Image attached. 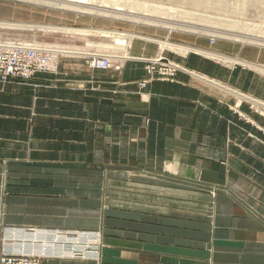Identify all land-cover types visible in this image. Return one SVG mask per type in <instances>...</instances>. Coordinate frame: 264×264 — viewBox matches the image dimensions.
Segmentation results:
<instances>
[{
	"label": "crops",
	"instance_id": "crops-1",
	"mask_svg": "<svg viewBox=\"0 0 264 264\" xmlns=\"http://www.w3.org/2000/svg\"><path fill=\"white\" fill-rule=\"evenodd\" d=\"M7 6L8 16L0 18L15 24L87 26L63 13L49 15L19 3ZM38 29L11 30L44 32ZM64 35L111 39L104 49L121 51L114 53L123 60L122 68L92 70L74 57L91 54L88 47L98 43L89 39L88 47L82 41H73L79 42L75 46L46 43L74 59L58 75L38 76L34 83L39 87L0 85V137L7 134L13 142L7 154L26 155L39 139L28 155L43 161L18 163L6 171L55 175L45 181H7L6 196L0 190V248L6 239L13 251L38 252L25 228L38 234L89 226L102 230L99 262L52 256L40 264H264V148L229 147L226 139L234 136L224 130L226 122L236 121L230 108L243 98L237 94L264 101V73L250 66L264 67V47L225 40L210 45L206 37L187 35L176 40L245 62L219 61L226 64L221 65L191 49L178 54L144 39L132 38L125 46L99 34ZM158 55L180 71L173 82L140 88L147 74L137 58ZM241 109L248 110L245 105ZM4 149L0 142V159ZM97 155L121 156V191L107 195L105 185L104 197V203L116 200L120 208L98 209L96 181L82 185L71 176L81 168L77 161L82 156ZM52 157L73 162L54 163ZM86 187L93 191H82ZM211 189L214 195L205 193Z\"/></svg>",
	"mask_w": 264,
	"mask_h": 264
},
{
	"label": "rangeland",
	"instance_id": "rangeland-1",
	"mask_svg": "<svg viewBox=\"0 0 264 264\" xmlns=\"http://www.w3.org/2000/svg\"><path fill=\"white\" fill-rule=\"evenodd\" d=\"M101 1V0H95ZM114 1V0H112ZM143 3V5L148 6L152 9L159 10L166 9L167 11L170 9L172 10L173 15H177L178 18L182 20H186L190 22V25H194L193 23L199 24L202 26L206 32H202L203 34L199 33H186V32H179V31H170L168 29H164L161 27L155 26H147L141 24H134L127 21H120V20H113L104 17H98L88 14H81L73 11H62L61 9L56 10L57 8L46 7V6H39V5H32L31 3H26L23 1L18 0H0V16H8V4L10 3H19L21 5L33 7L40 12H46L49 15L54 14H66L68 19L74 20H82L83 22L87 23V26H77L72 25L73 27H82V28H105V26H117L119 29H113L121 32H128V33H137L143 36H151V37H158L162 38L170 42L181 44L180 42L176 41L181 38L182 35L187 36H196V37H206L208 38L209 44L213 45L217 40H225L224 38H218L215 32L229 30V32H233L240 35H255L260 36L264 39V0H139ZM144 1V2H143ZM148 4H147V3ZM153 3V4H152ZM2 4V5H1ZM4 5V6H3ZM163 5V6H162ZM155 6V7H154ZM161 6V7H160ZM165 6V7H164ZM157 8V9H156ZM179 8V9H178ZM169 10V11H170ZM76 18V19H75ZM11 21L8 19L0 18V21ZM14 22V21H11ZM192 22V23H191ZM26 23V22H24ZM94 23L99 27H92L88 26L89 24ZM43 24V23H42ZM45 24H55L60 26H71V25H64V24H56L53 21ZM189 24V23H187ZM149 29V30H146ZM112 30V29H108ZM235 31V32H234ZM220 33V32H219ZM248 33V34H247ZM253 33V34H251ZM69 33H49V32H40V31H13L11 29H0V44L6 43L11 44L14 43H62L68 46H75L78 43H72L73 41H82L83 44L81 46L88 47L89 41H93L96 44V47H88L91 54H99L105 55L107 52L112 53L113 55H117L118 52H121L117 49L110 51L111 49L105 50L104 43L106 41L111 42L109 38H97V37H89V41L86 38L80 36H71V35H64ZM153 35V36H152ZM211 35V36H210ZM215 37L216 40L211 42L210 37ZM228 41V40H225ZM102 44V45H101ZM2 47V51L0 52V85L4 86L10 83H19L23 85H28L33 88L39 87V84L34 83V81L38 78V76H46V75H58L60 68L66 65V62H72V56L70 55H63L57 58L55 61V65L51 67L48 71H36V73L25 76L24 73L12 75V72L9 70L10 67V60H9V52L8 48L11 47ZM98 47V48H97ZM103 47V48H102ZM101 48V49H99ZM114 52H117L114 54ZM118 56V55H117ZM74 57H80L83 61H85L86 65L95 70L97 68H93L90 66L88 61V56H80L74 55ZM157 57V56H156ZM160 57V56H159ZM141 58V57H140ZM145 58V57H144ZM152 57L151 59H153ZM236 58V57H235ZM149 59L150 58H146ZM162 59H166L161 55V58L156 60L163 61ZM167 60V59H166ZM122 61L123 60H115L116 71H120L122 68ZM216 61V60H215ZM68 62V63H69ZM144 63V69L147 74V78L139 82L140 88H145L149 83L154 81H167L173 82L175 80L176 74L180 71H176L172 76H165L161 73L160 68L157 66H153L151 63ZM170 62H164V64ZM219 62V61H217ZM221 63V62H219ZM65 64V65H64ZM221 65H226L221 63ZM154 67L155 70L151 73L148 72L149 67ZM175 66V65H173ZM261 66V65H260ZM178 65L175 66L177 68ZM180 68V67H178ZM103 70V69H102ZM29 73V72H28ZM165 76V77H164ZM198 78H202L197 76ZM144 84V86H143ZM264 103V101H262ZM245 105L247 107V111L242 110V106ZM264 106V105H263ZM254 103L249 102L246 99H240V101L236 102V105L232 106L230 110L233 111L234 115L236 116L235 123H225V133H229L230 136H234V139L228 136L226 139V145L229 147H237L240 149H248V148H264V108H260ZM239 121V123H238ZM34 127V124H29V132ZM234 129V132L232 131ZM236 131L238 133H236ZM3 134V133H2ZM39 134V133H38ZM6 136L0 137V142L4 146L3 155L0 159V183H1V196H6L9 194L8 189L6 188L7 181L16 180L20 177H29L28 180L32 181H41L37 179L51 180L55 179V175L53 173L48 174H31V173H24V172H8L6 171L7 167L15 166L16 164H24V163H36L41 164L43 161L40 156L36 155L30 156L28 154L35 151L37 144L40 142L39 139H35L34 147L33 145H29L30 149L26 150V155H18L15 151L12 152L11 155L7 154L8 147L12 142L11 138ZM39 146V145H38ZM67 158V157H64ZM54 163H72L71 159H63V157H52ZM81 165V168H78V172H74L73 176L75 179L80 180L82 185H87V181H96L97 183V199L101 202L96 203L98 209L101 208L104 211L106 208H110L111 206L114 208H120L119 203L117 204L116 200H111L110 203H104L105 197V185H108V193L107 195L111 194L113 196L114 192L121 191L120 188V180L121 177L119 174L121 173V156L113 155L111 157H105L103 155H97L89 159L88 156L81 157V161H77ZM257 175H260V172ZM67 178H66V177ZM70 175L64 174L66 179L69 178ZM115 183L114 187H109L111 183ZM93 191V188H82V191ZM209 193L210 195H214V191L205 192ZM2 227V226H1ZM3 228V227H2ZM13 229V228H12ZM25 235H27L28 240H32L30 244L35 247L40 252V259L52 257V256H68L71 258H79V259H90L93 261L99 262L100 259V249L103 246L100 239L101 228L97 227H89V226H82L80 229L76 230H65V231H55L46 230L45 232L41 231L36 234V231L32 228H25L23 229ZM9 235H12L14 232L11 229L6 230ZM23 234V233H22ZM21 234V235H22ZM29 235V236H28ZM36 236V237H35ZM51 237L50 241L44 242L43 237ZM12 238V237H11ZM34 241V242H33ZM35 243V244H33ZM45 243V244H44ZM12 242L7 241L4 239L2 241V245L0 248V252L4 249L13 252L12 250ZM18 252V251H15ZM40 264V262H39Z\"/></svg>",
	"mask_w": 264,
	"mask_h": 264
},
{
	"label": "bare ground",
	"instance_id": "bare-ground-1",
	"mask_svg": "<svg viewBox=\"0 0 264 264\" xmlns=\"http://www.w3.org/2000/svg\"><path fill=\"white\" fill-rule=\"evenodd\" d=\"M18 1H23L26 3H31V4H35L39 6L41 5V6H46V7L57 8L63 11H73V12H77L81 14H88V15H93V16H98V17L109 18L113 20L127 21V22H131L134 24L161 27L164 29H168L169 32L179 31V32H186V33H199V34H203L202 32H206V30L203 29L202 26H199V24L193 23L195 24V26L190 25V22L178 18L177 15H173L171 12L172 10H170L172 8L169 9L170 11L169 10L167 11L166 9H161V8H158L159 10H155L148 6L143 5V3L140 2L139 0H114V1L101 0V1H96V2L95 0H18ZM15 27L22 28V29L39 28L41 30H44V32L48 31L52 33H69V34L77 33V34H82V35L99 34L102 36L114 37L115 38L114 40H117V42L119 41L121 45H125V46H128L129 44H131L130 41L132 40V38L144 39L145 41L148 40L150 42H155L163 50L175 51L178 54H185L188 52L189 49H191L196 53L202 54L206 57L213 58V59H216L224 63H245L236 58H232V57L220 54V53H214L212 51L205 50V49H199V48H188L189 46H186L184 44L182 45V44H178L174 42L172 43L165 39L154 38L151 36H143L137 33H128L124 31L121 32L117 30L108 31V30L100 29V28L88 29V28H75V27H65V26H57V25H28V24H15V23L8 22V21H0V29H14ZM219 32L218 33L215 32L218 38H224L225 40H228V41H235V42H241L243 44L246 43V44L258 45V46L264 47V39H262L260 36H256V34L246 35V33H244L245 35H240V33L236 34L235 31H234L235 33H233V32H229V30L227 31L224 30V31H219ZM0 46L8 47V46H11V44L3 43V44H0ZM46 48L52 49L55 53L57 52L61 53L59 50L56 49L57 47L55 48L48 47L46 45ZM105 48H109V47H105ZM110 51H112V48ZM113 57H114L113 59H115V57L119 58L116 55ZM157 57L161 58V55H158ZM162 60L163 61H159V60H155V61H159L162 64L168 61L166 59H162ZM166 65L176 66V64L173 63L172 61L166 63ZM250 66L254 67L261 73H264V67L257 66V65H250ZM200 79H203V77ZM203 80L207 81L206 79H203ZM226 90H228L230 93H234L228 88H226ZM241 95H244V94H241V93L240 95L237 94V96L243 97L244 99L248 98L246 96H241ZM247 100L250 101L251 103L256 104L257 107L261 106L262 108H264L263 106L264 103L259 100H256V99H250V100L247 99Z\"/></svg>",
	"mask_w": 264,
	"mask_h": 264
},
{
	"label": "built area",
	"instance_id": "built-area-1",
	"mask_svg": "<svg viewBox=\"0 0 264 264\" xmlns=\"http://www.w3.org/2000/svg\"><path fill=\"white\" fill-rule=\"evenodd\" d=\"M211 42L216 40L215 37H210ZM2 51V46H0V52ZM10 67L9 70L12 75H17L24 73L25 76L36 73V71H48L52 66L55 65L58 57L62 54L55 53L52 49L46 48V44L42 43H14L8 48ZM107 52L105 55H99L97 53L90 54L88 56V61L91 67L97 69H116L115 60H122L117 57L113 59L115 55ZM117 56V55H116ZM139 61H144L151 63L153 66L160 68V71L165 76H172L176 71L180 70L175 66H167L159 61H155L157 57L153 59H146L144 57L137 58ZM149 67L148 72L151 73L155 70L154 67ZM29 72V73H28ZM22 75V74H21ZM164 76V77H165ZM144 86V84H143ZM37 251V250H36ZM40 252L28 251V252H10L6 249L0 252V264H39L40 262Z\"/></svg>",
	"mask_w": 264,
	"mask_h": 264
}]
</instances>
